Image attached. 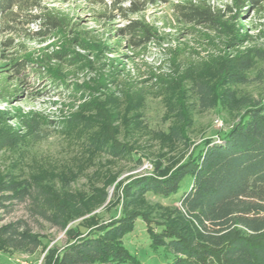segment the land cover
Masks as SVG:
<instances>
[{
	"label": "trees",
	"instance_id": "obj_1",
	"mask_svg": "<svg viewBox=\"0 0 264 264\" xmlns=\"http://www.w3.org/2000/svg\"><path fill=\"white\" fill-rule=\"evenodd\" d=\"M45 1L0 0L1 56L7 60L0 64V101L11 102L20 86L33 79L73 98L71 111L51 119L37 110L11 115L0 109V148L20 139L40 141L46 137L45 126L56 125L96 153L130 159L138 167L144 157L141 143L152 137L142 119L151 93L164 99L172 123L164 146L191 147L195 107L222 113L227 125L217 138H205L181 163L166 167L160 155L153 173L119 183L120 215L71 237L47 256L48 264H143L124 242L138 219L146 225L151 246L165 251V264H264V0H228L220 7L208 0L174 2V26L220 54L185 64L180 60L185 48H164L171 51L168 61L174 74L138 68V76L148 74L154 80L152 92L139 86L130 73L123 76L126 64L120 59H102L109 46L92 30L82 27L68 10ZM170 1L105 4L113 11L110 19L118 15L126 21L117 30V46L124 42L138 57L152 44L168 45L167 33L144 13ZM251 13L258 19L246 24ZM26 40L46 46L35 52ZM6 70L14 74L4 75ZM78 75L82 80L71 78ZM10 119L17 125L10 126ZM187 179L190 182L183 188ZM150 194L175 202H152ZM27 199L37 214L60 230L77 217L51 186L21 178L10 169L0 170V209ZM0 244L34 254L43 239L16 220L0 223Z\"/></svg>",
	"mask_w": 264,
	"mask_h": 264
},
{
	"label": "rangeland",
	"instance_id": "obj_2",
	"mask_svg": "<svg viewBox=\"0 0 264 264\" xmlns=\"http://www.w3.org/2000/svg\"><path fill=\"white\" fill-rule=\"evenodd\" d=\"M111 1L46 0L45 2L68 10L76 20L81 22L82 27L92 30L93 34L109 46L102 59H120L126 64L123 76L130 73L131 79L150 91H154L152 89L154 80H151L148 74L138 76V68L145 72L153 68L156 74L164 76L174 74L173 66L168 61L172 50H178V47L185 48L180 56V60L185 64L189 61L198 62L207 59L213 54H220L217 48L208 47L206 44L201 46L194 39L183 36L181 27L174 26L172 21L173 3L179 0H171L156 8L149 7L144 13L148 21L158 26L161 32L167 33L168 45L152 44L149 52L136 57L132 49L127 48L124 42L122 46L116 44L120 40L117 30L124 27L126 21L118 15L116 19H110L113 11L106 9L105 4ZM208 1L220 7L228 0ZM257 19L256 14L251 13L246 24ZM26 42L30 50L35 52L46 46L38 41L26 40ZM164 48H171V51ZM1 49L0 45V64L7 61L2 58ZM51 49L52 47L45 50L50 51ZM3 74L13 75L14 73L6 70ZM82 77V75L71 76L75 80H82ZM11 82L13 86L18 84V81ZM46 87V83L37 84L33 79H29L20 86L21 92L13 97L11 102L0 101V109L10 112L11 115L18 111L37 110L51 119L68 115L71 111L70 102L74 99L69 98L68 94L56 93L52 88L45 89ZM252 91H255L253 85ZM120 94L117 96L121 100ZM195 108L197 110L196 123L191 132L193 144L188 150L180 145L172 149L163 144L165 134L172 125L171 119L167 117L165 101L154 93L147 96L142 119L152 131V137L141 143L140 150H143L144 157L142 165L138 167L130 159L114 158L101 154V152L96 153L88 143L78 142L77 138L70 139L66 132L56 125L45 126L46 137L40 141L29 142L20 139L11 147L0 148V170L2 172L10 169L21 178L30 180L34 178L46 184L48 188L51 186L56 196L61 198L60 201L65 202L68 207L77 212V217L68 223L66 229L60 230L37 214L32 209L29 199L22 202L15 201L9 209H0L1 224L22 220L34 232L40 233L43 239L42 247L34 254L5 249L0 244V262L4 264H48L47 256L53 250L63 247L71 237L85 233L89 226L118 217L121 213L120 203L116 196L119 183L126 182L136 174L153 173V166L161 159L166 167L181 163L205 138H217L219 131L227 127L222 113ZM8 124L14 127L17 122L15 119H10ZM160 155L163 156L158 159ZM189 182L190 179L185 180L183 188ZM149 198L152 202H161L164 205H172L175 202L173 198L165 199L151 194ZM124 242L139 256L143 264H165L167 258L165 251L151 246V239L142 219L137 220L134 230L124 238Z\"/></svg>",
	"mask_w": 264,
	"mask_h": 264
}]
</instances>
